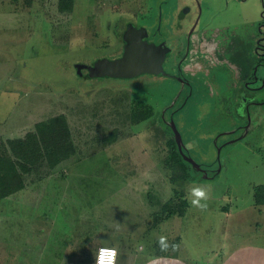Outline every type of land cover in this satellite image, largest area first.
Here are the masks:
<instances>
[{
  "label": "rangeland",
  "instance_id": "obj_1",
  "mask_svg": "<svg viewBox=\"0 0 264 264\" xmlns=\"http://www.w3.org/2000/svg\"><path fill=\"white\" fill-rule=\"evenodd\" d=\"M11 7L0 30V121L7 120L0 132L17 123L28 130L57 114L69 121L74 151L52 169L38 163L26 191L49 193L70 213L71 231L90 245L81 256L76 249L75 264H93L97 247L113 245L126 227L149 233L171 226L168 237L178 236L181 250L200 259L227 239L264 244V203L253 197L264 184V0H73L71 12L56 0H13ZM157 14L169 76L86 78L84 66L75 69L76 62L117 59L125 20L151 32ZM160 114L173 118L185 150L204 168L192 166L184 185L171 180L172 135ZM242 122L244 129L231 130ZM44 171L48 180L37 181ZM195 187L208 191L204 210L191 203ZM148 242L140 236L136 244ZM42 251L46 264L50 251Z\"/></svg>",
  "mask_w": 264,
  "mask_h": 264
},
{
  "label": "crops",
  "instance_id": "obj_2",
  "mask_svg": "<svg viewBox=\"0 0 264 264\" xmlns=\"http://www.w3.org/2000/svg\"><path fill=\"white\" fill-rule=\"evenodd\" d=\"M11 1L13 2V0H0V30H4L11 21V11L9 10L12 9ZM15 4L17 10L19 7L17 3ZM24 10L27 12L26 3ZM3 43L4 38H0V46H3ZM4 51L5 49L0 48V52ZM38 121L40 120L37 119L34 123ZM0 122L6 123L7 120L3 119ZM33 129L34 126L27 130L26 125L17 123L12 129L6 128L0 132V139L5 142L8 139L24 138L27 132ZM12 131L16 133L11 135ZM71 141L73 144V136ZM41 180L47 181L48 177L37 181ZM29 185L31 182L27 183L26 178L23 189L0 199V264H43L41 259L45 258V253L42 250L45 249L50 251L49 254L46 253V259H50V262L46 264H54L58 259L56 264H75V257L79 255L76 249H79L81 256L84 255V249L87 253L90 245L81 246V238L78 237V234L73 233L68 225L70 213L59 207L57 204L59 201L56 202L49 193L43 192L42 195H39L31 191L27 192ZM64 195L59 194V197H64ZM13 201H18L19 204L13 207ZM47 202H49L48 208H45ZM16 230H19V234L15 236ZM118 231L120 235L110 243L117 248L118 254L122 246L125 248L120 264H253V262L254 264H264V244L260 242L256 244L241 242L231 246L230 240L227 239V242L222 243L220 247L209 249L205 259H200L197 255L188 257L181 250L178 236L174 240L168 237L172 231L171 226L169 231L161 228L159 231H149V233L146 230L141 231L138 226L126 227L124 230L118 228ZM104 232H108V230L105 228ZM140 236L148 237V244H136ZM161 236L166 237L169 246L167 251L161 250L159 242ZM86 238L90 239V237ZM105 238L109 239L107 235ZM101 240L105 239L101 238ZM90 241L94 242L91 239ZM173 245L177 247L173 249Z\"/></svg>",
  "mask_w": 264,
  "mask_h": 264
},
{
  "label": "trees",
  "instance_id": "obj_3",
  "mask_svg": "<svg viewBox=\"0 0 264 264\" xmlns=\"http://www.w3.org/2000/svg\"><path fill=\"white\" fill-rule=\"evenodd\" d=\"M56 5L62 11L71 12L73 9V0H56ZM126 42L127 40L124 38V46ZM98 60L100 59L97 58L92 63L76 62L75 69H77V66H84L82 68H85L86 71L83 73V76L86 78L111 76L96 72L97 70L94 64ZM132 77L134 76L121 78L131 79ZM150 116L151 114L147 113L142 119H147ZM158 118V120H162L161 116H158ZM164 125L166 124L164 123ZM166 128L169 130V125H166ZM1 144L3 145L0 146L2 147L0 149V199L23 189L25 179L30 173L36 172L39 169L36 165L41 161L44 164L46 161L48 168L52 169L67 159L75 149L72 141L69 140L67 119L64 115L60 114L51 115L46 119L34 123V129L28 131L24 138L8 139ZM166 144L170 150L168 165L172 171L170 176L171 180L174 183L182 185L191 178L192 165L179 152L174 136H171L166 141ZM46 174V171L42 172V174L36 173L38 175L37 177L41 178ZM253 197L255 203H264V184H258L256 186ZM186 205V199L179 201L177 208L181 209L180 216L184 215ZM162 208L169 213L173 211V208H170L167 203ZM224 210L227 211V208L224 207Z\"/></svg>",
  "mask_w": 264,
  "mask_h": 264
},
{
  "label": "water",
  "instance_id": "obj_4",
  "mask_svg": "<svg viewBox=\"0 0 264 264\" xmlns=\"http://www.w3.org/2000/svg\"><path fill=\"white\" fill-rule=\"evenodd\" d=\"M129 27V41L124 46V52L120 57L114 60L100 59L94 67L100 74H108L118 77H131L141 73L159 71L160 62L165 55V50L160 49L157 45L151 44L144 36L143 30L135 31L133 25ZM171 130L177 142L178 150L183 157L190 162L192 166L204 171L195 163V160L187 153H183V141L181 134L177 129L174 121L170 120Z\"/></svg>",
  "mask_w": 264,
  "mask_h": 264
},
{
  "label": "flooded vegetation",
  "instance_id": "obj_5",
  "mask_svg": "<svg viewBox=\"0 0 264 264\" xmlns=\"http://www.w3.org/2000/svg\"><path fill=\"white\" fill-rule=\"evenodd\" d=\"M157 17H158V20H157V22H156V24L158 25V27H157V30H156V25L151 29V32H147V30L145 29V27L144 26H139V25H137L135 22H131V21H127V20H125V23H124V25L123 26H121V28H120V33H118L119 34V38H120V40H121V44H122V46L124 47V38L127 40V41H129V27L128 26H131V25H133V28H134V30L135 31H137V30H143L144 31V36H145V38L147 39V41L149 42V43H151V44H154V45H157L160 49H164L165 50V55L163 56V58L161 59V62H160V70L159 71H156V72H150V74H152V75H154V76H160V77H162V76H165V77H167V76H169L167 73H169L168 72V69L166 68V67H170V65L172 64L171 63V60H167L168 59V53H167V51H166V47L164 46L165 45V43L163 44V43H160L161 41V39H156V38H165V33L164 32H162V29H160V25L158 24L159 23V18L161 17L159 14H157L156 15ZM159 30H160V32H159ZM162 35V36H159V35ZM123 36V37H122ZM162 44V45H161ZM122 53L124 52V48H123V50L121 51ZM122 55V54H121ZM120 55V53L118 54V56L117 57H120L121 56ZM115 58V57H114ZM113 58V59H114ZM87 63V62H86ZM123 79H125V78H123ZM132 79V78H131ZM131 79H125V80H131ZM246 81V80H245ZM191 82L192 81H190L188 78H185V81L184 82H182L183 84H185V85H188V86H190L191 85ZM250 82H254V81H246L245 83H247L248 85H249V83ZM249 87V86H248ZM249 88H251V87H249ZM247 112H248V109H247ZM161 113V112H160ZM160 116H161V114H160ZM163 117V118H162ZM161 118H162V120L164 121V123L166 124V125H169V133L172 135V136H174V134H173V132H172V130H171V126H170V120L172 119L173 120V118H171L170 116H168V117H166V116H161ZM174 121V120H173ZM175 123V122H174ZM241 128H245V125H244V122H242V123H240V124H238L236 127H234L233 129H231V130H234V131H239V130H241ZM180 132V131H179ZM181 134V133H180ZM175 138V137H174ZM182 138V137H181ZM183 141V140H182ZM178 148V147H177ZM182 150H183V153H187L188 154V151L187 150H185V145H183V147H182ZM180 152V151H179ZM181 153V152H180ZM189 155V154H188ZM202 170H204V168L202 169Z\"/></svg>",
  "mask_w": 264,
  "mask_h": 264
},
{
  "label": "clouds",
  "instance_id": "obj_6",
  "mask_svg": "<svg viewBox=\"0 0 264 264\" xmlns=\"http://www.w3.org/2000/svg\"><path fill=\"white\" fill-rule=\"evenodd\" d=\"M192 196L194 197L191 200V203L193 206H195L198 209L204 210L207 208V203H201V201H207L208 200V191L202 187H195L192 189ZM160 246L162 251L168 250V244L166 237L161 236L160 237ZM173 249H175L177 246L173 245ZM117 249L116 248H101L99 250V254L97 256L96 264H116V258H117Z\"/></svg>",
  "mask_w": 264,
  "mask_h": 264
},
{
  "label": "built area",
  "instance_id": "obj_7",
  "mask_svg": "<svg viewBox=\"0 0 264 264\" xmlns=\"http://www.w3.org/2000/svg\"><path fill=\"white\" fill-rule=\"evenodd\" d=\"M116 248L115 246H113V245H99L98 247H97V250H96V253H95V257H94V264H96V261H97V256H98V254H99V250L101 249V248ZM117 249V248H116ZM116 260H117V258H116Z\"/></svg>",
  "mask_w": 264,
  "mask_h": 264
}]
</instances>
